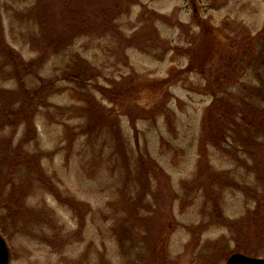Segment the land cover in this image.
Returning a JSON list of instances; mask_svg holds the SVG:
<instances>
[{
    "label": "rangeland",
    "instance_id": "rangeland-1",
    "mask_svg": "<svg viewBox=\"0 0 264 264\" xmlns=\"http://www.w3.org/2000/svg\"><path fill=\"white\" fill-rule=\"evenodd\" d=\"M128 2L53 49L57 5L0 0L8 264L264 258V0Z\"/></svg>",
    "mask_w": 264,
    "mask_h": 264
},
{
    "label": "trees",
    "instance_id": "trees-1",
    "mask_svg": "<svg viewBox=\"0 0 264 264\" xmlns=\"http://www.w3.org/2000/svg\"><path fill=\"white\" fill-rule=\"evenodd\" d=\"M128 3H129L128 0H51V4L57 5L58 8L54 12H52V16L54 15V22H53V25L49 28L52 34H51V36L49 38H47L48 39V43H52V44L55 45L53 47V49L59 48V47H61V43L62 42H66V44H67L68 42L72 41L73 38H75L77 35L79 36V34L81 32V28L85 27V23H87L89 21V19L94 21L97 18L99 19V17H101V16L104 17L103 16L104 13L109 12L108 14H110L112 12H115L118 9H120L122 4H123V6L125 8V7H127ZM47 4H50V2H48ZM75 4H81V5H84V6L88 5L89 8L86 9L85 16L78 15L80 12L75 7ZM42 10L43 9H40L39 11H42ZM57 19H58V21H57ZM36 23H37V26L38 25L39 26L42 25V22L40 21V16H38V19L36 20ZM2 34L3 33L0 32V37H3ZM262 34H264V28L262 29ZM0 40H1L0 41V46H4L5 47V44L2 42L3 39L1 38ZM2 50H3V52H6V50H4V49H2ZM8 52L10 53V50ZM3 57H4L3 55L0 56V58H2V59H3ZM6 58H4L2 60L5 63H6V61H5ZM13 60L15 61V59H12V61ZM37 61L38 60L36 58L34 60L27 61V63L29 65H37V63H38ZM8 62L11 63V59H9ZM1 67L4 70L5 64H2V62H1ZM79 68H80V72L74 73L72 70H69L66 73V76L63 77L62 79L65 80V81H69V82H75V79L80 77V75L84 76V78L87 75L90 76V74L87 72V69L85 67H83V68L79 67ZM93 71H95V70L93 69ZM93 74H96V73L93 72ZM93 74L90 77H93L94 76ZM85 80H86V78H85ZM93 88L94 89H93L92 95L96 99V101H98V100L100 101V99H98L97 93L107 94V95H110V93H112V92H110L108 90H105L104 86L103 85H99L98 83H96L93 86ZM5 94H8V96H6ZM15 95L16 94H14V96L10 95L8 92H5V93L2 94L3 97L6 96V98L10 99L11 102L12 101H17L18 96H15ZM89 97H91V95ZM89 101H90L91 109L95 108V105H97V102L96 101L92 102L91 100H89ZM100 104H101V101H100ZM214 105L215 104H213V102H212L208 106V109L205 112V119H206L207 123H208V120L210 119V117L212 115V106H214ZM101 108H102V106H100V108L97 110V113L94 114V115H96V117H97V115H102V113H101L102 109ZM5 109H8V107H5L4 110ZM19 112L20 111H18L17 113H19ZM24 117L26 119V117H27L26 113L24 114ZM246 120L247 119L245 118V121ZM208 125H205V128L203 129L204 130L203 137H204L205 134L208 133V130H210V126H208ZM222 130H223V128L220 127V125H219L217 127V131L219 132L220 138L222 140L210 139L211 142L213 143V145H215L216 147H220L221 141H225V137H221L223 135V131ZM244 133L246 134L247 137H249L248 132H244ZM216 138H219V137H216Z\"/></svg>",
    "mask_w": 264,
    "mask_h": 264
},
{
    "label": "water",
    "instance_id": "water-1",
    "mask_svg": "<svg viewBox=\"0 0 264 264\" xmlns=\"http://www.w3.org/2000/svg\"><path fill=\"white\" fill-rule=\"evenodd\" d=\"M8 261L9 253L7 245L0 234V264H8ZM225 264H264V259L250 257L242 253H233L227 258Z\"/></svg>",
    "mask_w": 264,
    "mask_h": 264
},
{
    "label": "crops",
    "instance_id": "crops-1",
    "mask_svg": "<svg viewBox=\"0 0 264 264\" xmlns=\"http://www.w3.org/2000/svg\"><path fill=\"white\" fill-rule=\"evenodd\" d=\"M99 99V98H98Z\"/></svg>",
    "mask_w": 264,
    "mask_h": 264
}]
</instances>
